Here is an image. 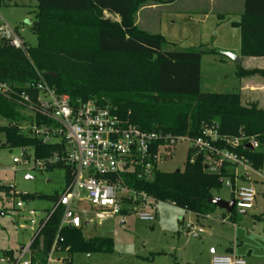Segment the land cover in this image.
Segmentation results:
<instances>
[{"label": "trees", "instance_id": "trees-1", "mask_svg": "<svg viewBox=\"0 0 264 264\" xmlns=\"http://www.w3.org/2000/svg\"><path fill=\"white\" fill-rule=\"evenodd\" d=\"M5 1L0 0V5ZM37 1L32 25L37 44H26L24 51L0 39L1 79L23 85L35 79L39 70L58 93L69 94L73 100L111 105L142 130L197 136L203 126L218 125L222 134L244 132L264 145V109L257 103L244 104L241 92H203V51L165 49L160 34L137 24V13L147 0ZM232 25L241 33V55L264 57V0H246L245 12ZM236 73L242 79L255 74L264 77V69H246L241 63ZM100 74H106L107 79L99 80ZM126 77H130L127 82ZM26 119L22 105L0 96V135L5 137L0 148H32L38 158H46L55 148L22 133L19 126ZM260 148L245 147L238 152L256 169H263ZM192 157L182 170L165 172L158 167L151 180L125 174V182L148 193L155 203L167 201L199 215L211 214L216 207L210 202L214 192L222 188L226 178L234 180L235 176L226 163H218L219 170L211 172L205 155H196L194 161ZM65 171L68 181L70 171ZM0 192L16 196L1 182ZM59 194L26 193L22 199L54 202ZM61 217L58 209L32 242L31 264H48L55 246L70 256L76 252H113L111 237H86L84 228L70 226L60 230ZM14 253L9 250L5 255L12 260Z\"/></svg>", "mask_w": 264, "mask_h": 264}, {"label": "rangeland", "instance_id": "rangeland-1", "mask_svg": "<svg viewBox=\"0 0 264 264\" xmlns=\"http://www.w3.org/2000/svg\"><path fill=\"white\" fill-rule=\"evenodd\" d=\"M152 1L147 0L145 5ZM154 1L165 3V6L156 10H145L143 15L156 16L157 23L154 21L147 25L141 24L140 27H145L144 30L148 32L160 34L164 39L165 49L180 51L194 48L203 51V92H241L243 79L236 73L239 63L228 56V53L241 52V33L238 27L232 25L236 20L234 15L224 14L216 5L213 7L209 3L200 4L198 1H192L195 2L192 4H188L186 0ZM37 4V0H6L0 5V15L13 28H19L23 40L30 46L37 44V34L32 26ZM221 13L223 14L220 15ZM252 66L260 67L264 64L256 61L255 64L245 65ZM98 77L99 80L107 79L106 74H100ZM248 77L256 82L263 80V76L258 74ZM129 79L130 77H126L125 82ZM260 87L256 85L252 89L256 90L253 96L246 92L244 104L257 103V92L264 93V88ZM249 90L251 88H247V91ZM4 140V135H0V143ZM191 147L189 141H177L169 151L167 150L169 155L160 154L159 169L165 172L184 169L190 155H193ZM260 149L264 152V145H261ZM18 153L17 148H0L2 184L13 183L17 191L25 193L53 195L63 191L67 183L64 168L26 170L17 166L15 170L13 156ZM241 169L243 168L238 170V177L244 174V169L243 174ZM250 174L251 182L248 183H251L257 192L254 207H236L233 211L236 222L230 219L231 213L215 207L209 218L201 217L204 220L205 225L202 227L205 233L196 238L187 233L185 227L190 220L196 224V214L193 215L191 211L173 203L160 201L153 208L156 213L154 222L141 220L134 213L123 212L115 218L105 220L96 228L85 226L83 231L86 237H111L114 242L113 252H76L70 256L59 248L58 257L63 259L61 264H211L213 249H217V253H223L227 247H234L247 264H264V182L256 171L251 170ZM244 183H247L245 179L242 184ZM214 194L224 200H231L233 188L223 184ZM16 201L12 195L0 192V210L3 213L0 215V264H13L5 252L12 250L20 255L22 245L27 246L31 241L32 232L28 227L22 226L25 220L16 207ZM30 205L38 209L43 216L46 209L52 208L53 201L36 199L31 201ZM223 215L225 220L220 218ZM1 258L5 260L2 261Z\"/></svg>", "mask_w": 264, "mask_h": 264}, {"label": "built area", "instance_id": "built-area-1", "mask_svg": "<svg viewBox=\"0 0 264 264\" xmlns=\"http://www.w3.org/2000/svg\"><path fill=\"white\" fill-rule=\"evenodd\" d=\"M0 39L15 48L27 50L20 30L16 31L1 15ZM36 76L23 85L10 84L0 78V96L22 105L27 119L19 126L21 132L53 146L55 151L46 158H38L34 149L19 147V153L13 156L14 169L17 170V166L26 170L61 167L70 171V179L52 208L43 216L30 205V201L22 199L25 192L17 191L13 183L6 185L16 195V207L25 220L22 226L32 232L30 243L20 249V255L14 253V264H31V244L58 209L62 210L60 230L66 226L96 227L124 210L136 214L141 220L154 222L153 197L129 186L124 175L153 179L159 167L160 154L169 155L167 150L180 140L191 143L192 161L198 154L205 155L211 172L219 170L218 163L234 167V180L226 178L224 184L233 188L236 207H254L255 187L250 183L240 184L237 178L239 168H243L245 174L256 171L264 182L263 169H256L238 152L245 147L259 149L261 145L255 136L244 132L222 134L218 125L203 126L197 136L145 131L125 119L117 108L102 106L94 100H73L69 94L58 93L41 71L37 70ZM185 227L190 235L199 236L198 227L191 221ZM58 252L59 248L53 247L48 264L63 262ZM211 264L247 263L231 254H215Z\"/></svg>", "mask_w": 264, "mask_h": 264}, {"label": "crops", "instance_id": "crops-1", "mask_svg": "<svg viewBox=\"0 0 264 264\" xmlns=\"http://www.w3.org/2000/svg\"><path fill=\"white\" fill-rule=\"evenodd\" d=\"M175 1H178V0H170L168 2H175ZM192 1H195V2L198 1V3H200V4H205V3L207 4V3H209L213 7L216 5L218 8L220 7L221 10H223L222 12H224V14L227 13V14L234 15V17L236 18V20H234V21L240 20L241 16L245 12V8H246V0H186V2L188 4L195 3V2H192ZM163 5L165 6V3L158 2V1H154V0L151 3L150 2L147 3V5H145L144 7H142L140 9V11L138 12L137 21H136L137 24L140 26L141 24L147 25V24L154 23V21H156V23H157L158 18L156 19V16L153 15V16H150V17H148V16L147 17H144L143 13H144L145 10H148V9L156 10V9L162 8ZM221 10H219V11H221ZM222 14L223 13H221L220 15H222ZM105 15L107 17H112L115 20H119V17L118 16H112V15H110L108 13H105ZM142 17H143V19H142ZM141 28L144 29L145 27L141 26ZM237 55L240 57V63L243 64V67L244 68H246V69H254V68L264 69V66H260V67H255V66L254 67L253 66L252 67H245L246 64H248V65L249 64L250 65L251 64H255L256 61L263 62V64H264V57H243L241 55V52L238 53ZM262 79L263 80L261 82L260 81L258 82V80H257V82H258V84H257L256 81L249 80V77H244L243 78V80H242L243 82H242V85H241V94H242V97H243V102H244L245 97H246V92L247 93H250L249 95H251V96H253V94L254 95L256 94L255 93L256 90H252L256 85H257V87L260 85L261 86L260 88H262V89L264 88V77H262ZM251 82H253V84H251ZM247 88H251V90L247 91ZM256 100H257L256 102L258 103L259 107L262 108V109H264V93L263 92H257ZM234 169H235L234 167H231L230 166L231 172H233ZM240 171L243 174V169H241ZM250 176H251L250 172L248 174H245L244 173L242 176L240 175L237 178V182L240 183V184H242L243 179H245L247 181V183L248 182H251ZM154 205H156V203ZM46 210H48V209H46ZM0 212H1V210H0ZM243 212L246 213V211H243ZM192 214L194 215L196 213L192 212ZM210 215L211 214H207V215H199V214H196V224L195 223L194 224L199 229V231H198L199 232V236L196 237V238H200L201 235H202V233H205V229H203V227H202V225L204 226L205 224H204V220H202L201 217L206 216V217L209 218ZM223 217H224V215H223ZM230 219L233 222H236V220H237L235 216H234V218L233 217H230ZM94 228H96V227H94ZM24 246L25 245H22V247H24ZM215 254H231V255H234V256L243 258V257H241L242 255L239 252H236L235 251L234 247H227L226 249H224V252L223 253H217V249H213L211 259H212V257ZM238 254H240V255H238Z\"/></svg>", "mask_w": 264, "mask_h": 264}, {"label": "water", "instance_id": "water-1", "mask_svg": "<svg viewBox=\"0 0 264 264\" xmlns=\"http://www.w3.org/2000/svg\"><path fill=\"white\" fill-rule=\"evenodd\" d=\"M16 31H19V28H15ZM228 56L234 60L236 63H240V57L235 53H228ZM51 76L57 77V73L50 72ZM179 171V170H178ZM27 178H31V176H27ZM210 202L215 205L216 207L225 210L228 213H232L236 207L235 200L232 198L231 200H224L219 196H215L210 199ZM245 213V212H243ZM0 214H3L0 212Z\"/></svg>", "mask_w": 264, "mask_h": 264}]
</instances>
